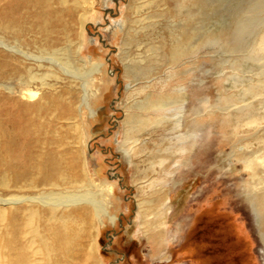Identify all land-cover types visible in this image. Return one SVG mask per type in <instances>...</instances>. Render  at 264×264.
Instances as JSON below:
<instances>
[{"label": "rangeland", "instance_id": "1", "mask_svg": "<svg viewBox=\"0 0 264 264\" xmlns=\"http://www.w3.org/2000/svg\"><path fill=\"white\" fill-rule=\"evenodd\" d=\"M71 2L65 47L102 66L92 112L67 123L87 131V176L115 188L81 264H264V0ZM154 180L166 200L146 228Z\"/></svg>", "mask_w": 264, "mask_h": 264}, {"label": "bare ground", "instance_id": "2", "mask_svg": "<svg viewBox=\"0 0 264 264\" xmlns=\"http://www.w3.org/2000/svg\"><path fill=\"white\" fill-rule=\"evenodd\" d=\"M71 1L13 0L0 12V264H81L91 257L85 225L108 216L115 194L87 176V131L67 123L85 116V108L92 112L102 66L86 69L65 47L80 22ZM125 123L138 130L149 124ZM121 151L131 162L130 151ZM166 184L154 180L141 190L163 185L138 204L143 227L162 223L155 210L165 203Z\"/></svg>", "mask_w": 264, "mask_h": 264}]
</instances>
